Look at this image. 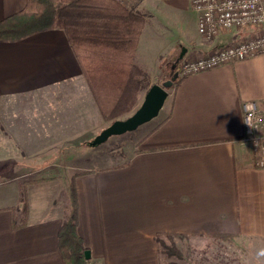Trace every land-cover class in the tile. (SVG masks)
Here are the masks:
<instances>
[{
  "label": "crops",
  "instance_id": "1",
  "mask_svg": "<svg viewBox=\"0 0 264 264\" xmlns=\"http://www.w3.org/2000/svg\"><path fill=\"white\" fill-rule=\"evenodd\" d=\"M27 2L0 0V20ZM154 3L193 11L199 34L163 47L168 50L159 65L164 77L174 69L172 59L183 45L182 59H191L255 32L232 30L207 40L198 31L190 0ZM223 35H232V41L224 42ZM162 55L154 57L151 69ZM248 100L264 114V54L180 77L160 111L166 115L142 134L126 160L87 167L77 175L78 229L92 261L164 264L159 238L174 246L175 238H210L230 240L238 260L264 264L259 255L264 249V166L244 141ZM101 119L63 30L0 41L1 166L44 163L60 144L97 131ZM259 133L264 138V118ZM35 179L24 189L0 191V264H66L59 232L69 205L65 210L56 204L67 184L53 176ZM23 191L27 208L21 206Z\"/></svg>",
  "mask_w": 264,
  "mask_h": 264
},
{
  "label": "trees",
  "instance_id": "2",
  "mask_svg": "<svg viewBox=\"0 0 264 264\" xmlns=\"http://www.w3.org/2000/svg\"><path fill=\"white\" fill-rule=\"evenodd\" d=\"M146 23V15L130 0H28L23 10L0 20V41H19L46 30H63L103 120L112 123L138 108L151 85L148 72L136 62ZM178 69L176 63L175 72ZM79 174L71 176L67 185L68 212L59 232V248L66 264L91 261L86 256L90 249L78 229ZM21 206L27 208L25 191ZM158 240L163 254L181 255L174 244Z\"/></svg>",
  "mask_w": 264,
  "mask_h": 264
},
{
  "label": "rangeland",
  "instance_id": "3",
  "mask_svg": "<svg viewBox=\"0 0 264 264\" xmlns=\"http://www.w3.org/2000/svg\"><path fill=\"white\" fill-rule=\"evenodd\" d=\"M130 1L137 4L147 18L146 28L138 47L136 62L142 68L148 70L151 83L157 81L162 84L164 81L171 79L177 72L174 70L176 63L179 64V72L181 63L183 62V59L178 61L181 53L180 50L172 59L171 65L174 69H171L170 74L164 77L159 72V65L162 64L164 55L167 54L168 50L163 49V47L177 44L182 41L178 39L184 37H186L185 39H198L199 34L196 29V16L194 12L190 10L179 12L170 7H164L162 5L156 6L154 3L155 0H141V2H139L140 0ZM232 39V35H223L221 37V40L224 42L232 41ZM183 47H185V45H183ZM160 51H162L163 55L157 60L158 65L156 64V66L151 69L153 59ZM179 77H181L180 73ZM172 87L173 85L169 87V90H171ZM141 103L142 101L140 105ZM135 110L122 118L128 117ZM165 115L166 111L164 110L152 121L140 125L136 130L120 135H112L105 142L93 146L90 145V142L110 124L104 121L101 116L102 119L97 131L91 130L90 134L86 135L84 138H79L75 142L69 141L66 144H60L58 148L60 150L53 152L51 158L44 163L23 161L19 166L13 168L0 165V191L3 192L5 189H10L12 191L17 189L18 186L24 189L23 186L26 185L25 182L27 180L35 179L41 175L59 178V182H62V185H64V183L68 185L71 176L84 172L87 167H103L108 164L123 161L124 159L126 160L129 153L139 144L142 134ZM92 132L95 133L92 135ZM55 149L57 150V147H55ZM51 162L52 165L48 166ZM24 174L26 175L21 176ZM47 182L50 183L51 181ZM50 184L55 185L57 182ZM64 188L65 186H63V189L60 190L58 194L56 207L62 206L67 210V206L69 205V194ZM210 240V238H175L177 244L175 247L179 248L177 249L182 256L176 254L171 256L164 255V264H247L243 260H238L236 257V249L232 242H228L230 240L224 241L223 243L221 241L216 242Z\"/></svg>",
  "mask_w": 264,
  "mask_h": 264
},
{
  "label": "built area",
  "instance_id": "4",
  "mask_svg": "<svg viewBox=\"0 0 264 264\" xmlns=\"http://www.w3.org/2000/svg\"><path fill=\"white\" fill-rule=\"evenodd\" d=\"M198 14V31L207 40L221 33L245 28L255 32L246 39L227 44L216 51L196 58L185 59L180 66V76L208 70L222 64L264 54V0H190ZM246 136L258 155V165L264 166V138L259 133L264 114L257 102L244 103ZM89 264H99L90 261Z\"/></svg>",
  "mask_w": 264,
  "mask_h": 264
},
{
  "label": "water",
  "instance_id": "5",
  "mask_svg": "<svg viewBox=\"0 0 264 264\" xmlns=\"http://www.w3.org/2000/svg\"><path fill=\"white\" fill-rule=\"evenodd\" d=\"M186 51V48L183 47L178 61L182 60ZM178 76L179 72L177 71L171 79L164 81L162 84H152L146 91L141 105L131 115L110 123L90 142V145L96 146L105 142L112 135H120L136 130L140 125L157 117L169 96V87L174 84ZM90 255V250H87V258H90Z\"/></svg>",
  "mask_w": 264,
  "mask_h": 264
},
{
  "label": "clouds",
  "instance_id": "6",
  "mask_svg": "<svg viewBox=\"0 0 264 264\" xmlns=\"http://www.w3.org/2000/svg\"><path fill=\"white\" fill-rule=\"evenodd\" d=\"M259 255L264 256V249H262V250L260 251Z\"/></svg>",
  "mask_w": 264,
  "mask_h": 264
}]
</instances>
